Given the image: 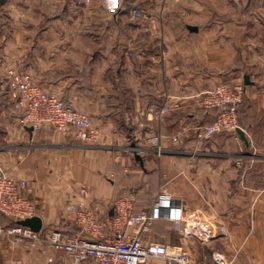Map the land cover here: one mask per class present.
<instances>
[{
  "label": "crops",
  "instance_id": "1",
  "mask_svg": "<svg viewBox=\"0 0 264 264\" xmlns=\"http://www.w3.org/2000/svg\"><path fill=\"white\" fill-rule=\"evenodd\" d=\"M81 1L0 5V80L11 67L28 73L101 131L96 143L49 126L30 132L0 87V162L28 181L42 229L74 235L67 204L106 215L132 194L136 212L155 214L151 240L182 245L202 264H217L216 251L264 264V0ZM220 83L245 85L240 125L258 153L231 133L171 140L184 123L212 122L197 96ZM171 102L160 118L148 112ZM156 133L161 154L149 142ZM46 246L5 236L0 264H47V254L70 263Z\"/></svg>",
  "mask_w": 264,
  "mask_h": 264
},
{
  "label": "built area",
  "instance_id": "2",
  "mask_svg": "<svg viewBox=\"0 0 264 264\" xmlns=\"http://www.w3.org/2000/svg\"><path fill=\"white\" fill-rule=\"evenodd\" d=\"M7 94L14 100L20 111V124L40 129L52 127L56 132L87 143H96L101 135L92 117L58 95L45 90L32 77L17 68L7 69ZM243 83H220L213 89L198 94L203 108L207 111L220 109L208 124L190 126L182 124L170 138L175 143L182 142L183 135L193 130L198 140H206L218 133H231L239 140L237 129L239 122L238 105L244 100ZM176 102L160 107H150L149 113L162 117ZM149 142L156 146L158 154L163 151L162 135L153 134ZM28 181L17 178L5 169L0 162V239L16 236L20 240L31 242L45 241L49 250L63 252L70 258L69 264H150L161 259L167 264H202L182 245L172 242H155L147 235L151 233L155 220L153 211H135V197L130 194L118 200L113 213L100 215L85 202L78 201L65 206L66 217L78 227V232L70 235L59 229H47L36 232L18 224V220L36 214V203L27 191ZM2 216L9 221L2 222ZM213 259L217 264H234L235 258L226 252L216 251ZM47 264H56L52 254H47Z\"/></svg>",
  "mask_w": 264,
  "mask_h": 264
},
{
  "label": "water",
  "instance_id": "3",
  "mask_svg": "<svg viewBox=\"0 0 264 264\" xmlns=\"http://www.w3.org/2000/svg\"><path fill=\"white\" fill-rule=\"evenodd\" d=\"M4 1L5 0H0V5L3 4ZM189 28L191 30H193V31L198 30V28L196 26H191L190 25ZM245 82L247 84L250 83L249 78L247 76L245 77ZM27 129L30 132L34 131V128L32 126H28ZM237 132H238L239 136L241 137V139L245 142L246 146H249V140L247 138V135H246L245 131L241 127H239L237 129ZM132 148L136 152V144L135 143L132 144ZM135 157L141 163L143 162V158H142V156L139 153L136 152ZM18 224L26 226V227H29L30 229H32V230H34L36 232H40L42 230V228H43V221L38 215H34V216L28 217L26 219L18 220Z\"/></svg>",
  "mask_w": 264,
  "mask_h": 264
},
{
  "label": "rangeland",
  "instance_id": "4",
  "mask_svg": "<svg viewBox=\"0 0 264 264\" xmlns=\"http://www.w3.org/2000/svg\"><path fill=\"white\" fill-rule=\"evenodd\" d=\"M97 2V1H96ZM81 3L83 4V5H86L87 4V0H82L81 1ZM99 1L96 3L97 5H99ZM81 4V5H82ZM8 82V80L7 81H2V80H0V87H3L2 85H3V83H7ZM7 88H8V85H6V86H4V88H2L1 89V91H4V89H6V93H7ZM249 147H251L252 149H253V152L254 153H258L259 152V150L261 149H258V147L257 146H254V145H249ZM244 149V146L242 145L241 146V150H243ZM173 243V242H172ZM175 244V243H174ZM152 263H154V264H162V263H164V264H167L165 261H161V259H154L153 261H151L150 262V264H152Z\"/></svg>",
  "mask_w": 264,
  "mask_h": 264
},
{
  "label": "trees",
  "instance_id": "5",
  "mask_svg": "<svg viewBox=\"0 0 264 264\" xmlns=\"http://www.w3.org/2000/svg\"><path fill=\"white\" fill-rule=\"evenodd\" d=\"M243 102L244 101H242L239 105H238V113H239V122L241 123V120H240V110H241V106H242V104H243ZM219 110L220 109H214V110H212L211 112H214L215 113V115L219 112ZM9 220L5 217V216H2V222L3 223H6V222H8ZM155 221L153 222V224H152V228L154 227V225H155Z\"/></svg>",
  "mask_w": 264,
  "mask_h": 264
}]
</instances>
